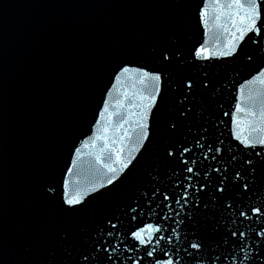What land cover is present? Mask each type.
<instances>
[{"label": "snow or ice", "instance_id": "obj_1", "mask_svg": "<svg viewBox=\"0 0 264 264\" xmlns=\"http://www.w3.org/2000/svg\"><path fill=\"white\" fill-rule=\"evenodd\" d=\"M144 6L169 18L113 40L91 134L67 140L59 174L46 162L28 178L23 252L47 244L38 264H264V65L226 108L229 77L264 61V0ZM8 255L0 214V264H23Z\"/></svg>", "mask_w": 264, "mask_h": 264}, {"label": "water", "instance_id": "obj_2", "mask_svg": "<svg viewBox=\"0 0 264 264\" xmlns=\"http://www.w3.org/2000/svg\"><path fill=\"white\" fill-rule=\"evenodd\" d=\"M144 3L0 0V214L7 224L10 262L38 264L46 258L45 243L28 256L22 248L20 226L26 213L28 178L46 162L54 164L59 174L67 140L91 134L96 101L108 83L104 56L113 40L127 41L125 29L134 22L169 18L170 10ZM187 30L178 29L176 34L183 40ZM139 35L145 41L152 36L148 30ZM199 39H204L202 30ZM208 41L211 47V33ZM257 65L264 61L258 60L239 77H229L231 94L226 108L235 102L236 86L249 78ZM120 87L131 92L134 86L129 81ZM113 97L122 98L118 90ZM89 150L85 147L84 152ZM87 179L86 170H82L81 182ZM116 202L90 209L77 222H87L90 215L111 209Z\"/></svg>", "mask_w": 264, "mask_h": 264}]
</instances>
